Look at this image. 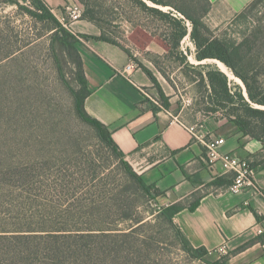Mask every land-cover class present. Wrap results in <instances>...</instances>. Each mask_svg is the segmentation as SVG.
<instances>
[{
  "label": "rangeland",
  "instance_id": "374dc122",
  "mask_svg": "<svg viewBox=\"0 0 264 264\" xmlns=\"http://www.w3.org/2000/svg\"><path fill=\"white\" fill-rule=\"evenodd\" d=\"M15 2L0 0V227L21 219L36 226L42 218L34 216L37 206L47 204L70 211L64 224L80 229L77 236H84L70 241L71 251H82V264H212L227 256L211 252L192 258L182 250L173 229L155 219L162 209L159 199L128 182L118 159L94 128L76 115L70 91L78 87L76 65L52 45L48 23L20 8L33 9L31 0ZM194 4L203 21V2ZM68 6H78L81 15L71 18ZM87 9L95 20L84 16ZM52 13L74 34L82 28L86 32L98 28L100 34L123 45L133 70L146 68L155 78V83L150 80L142 86L145 101L162 106L159 87L168 110L182 122L205 119L227 124L237 116L248 118L238 106L214 104L206 76L218 68L216 62H197L190 36L172 49L170 26L132 0H64ZM203 23L211 33L237 42L253 39L252 33L257 32L253 54L248 57L255 61L251 74L264 89V0H253L231 20ZM228 70L230 74L222 71L228 88L233 92L238 85L247 99L244 83ZM255 141L254 162L264 165V138ZM134 206L146 223L135 234H120L129 231L136 216ZM124 212L132 218L123 220ZM100 227L113 230H90Z\"/></svg>",
  "mask_w": 264,
  "mask_h": 264
},
{
  "label": "crops",
  "instance_id": "0c3cea01",
  "mask_svg": "<svg viewBox=\"0 0 264 264\" xmlns=\"http://www.w3.org/2000/svg\"><path fill=\"white\" fill-rule=\"evenodd\" d=\"M43 1L52 12L64 5V0ZM207 1L203 21L217 25L231 20L253 0ZM165 7L158 8L167 11ZM90 29L79 30L92 36L80 38L79 46L89 90L86 112L108 127L126 161L154 186L161 205L181 207L173 221L193 247L209 252L225 248L230 264H264V240L255 230L256 215H264V169L254 162L258 142L231 123L205 120L207 131L224 139L222 152L247 158L257 167L254 183L258 191L246 187L230 192L233 176L220 163L208 161L205 148L192 139L178 115L145 101L142 86L150 81L148 76L139 70L126 72L130 56L96 39L98 28ZM216 179L219 184L214 183Z\"/></svg>",
  "mask_w": 264,
  "mask_h": 264
},
{
  "label": "trees",
  "instance_id": "16d2710c",
  "mask_svg": "<svg viewBox=\"0 0 264 264\" xmlns=\"http://www.w3.org/2000/svg\"><path fill=\"white\" fill-rule=\"evenodd\" d=\"M147 1L154 4L148 5ZM204 4V12L207 10L208 1L201 0ZM7 3H15V0H4ZM143 11L150 13L163 22H166L171 28L170 37L173 39L171 43L172 49H176L181 39L187 36L188 27H190L189 36L194 44L195 59L202 61L205 59H217L222 62L227 68L238 76L245 85L247 99L243 95L240 87L234 85V91L228 88V78L225 73L218 68L207 72L208 84L213 90V102L215 105L219 103H226L231 105L232 109L238 106L247 119L242 116H237L229 122L234 125L244 136H250L255 140L264 138V89L260 87L255 81L253 73L254 59L248 57L253 54L254 43L258 39L257 32L252 33V38L244 37L237 42L234 39L224 36H217L210 32L208 27L203 23L202 18L195 13V2L197 0H132ZM33 9L20 6L28 15L39 22L48 23L47 32L50 33L52 45H57L62 51L66 52L73 64L78 69L77 73V88H71V95L73 98V106L76 115L85 123L91 125L96 131L98 139L111 151V153L118 159L123 173L128 182L134 185L136 190L143 194L150 196L152 199L158 201L159 194L153 185L146 183L144 178L136 173L132 166L126 161L125 154L119 149L115 143L112 132L103 123L96 118L90 116L84 107V102L89 94L86 83V78L83 69L81 55L79 53V46L82 42L79 38L88 39L92 36L82 34L65 28L63 24L55 17L50 8L47 7L43 0H31ZM169 7L167 11L161 9ZM92 11V10H91ZM89 13V9L85 11L84 16L93 21L94 16ZM187 23L189 25H187ZM121 48L128 55L126 50L115 39L100 34L95 37ZM6 55L5 57H8ZM256 56V54L254 55ZM257 57V56H256ZM185 59L182 58V61ZM143 72L148 78L155 83V78L149 70L143 68ZM204 79V78H203ZM158 88V96L163 107L168 108L169 104L162 90ZM224 105V106H226ZM254 105L260 108L253 107ZM255 169L256 165L252 163ZM264 169V165L260 166ZM94 177V176H93ZM92 177V178H93ZM28 178H26L27 180ZM25 180V181H26ZM215 184H219V180H214ZM92 205L95 202H90ZM91 204H89L91 206ZM181 209L177 204L162 206V209L155 215L157 221H161L170 226L174 231V236L181 245L182 250L194 259H201L209 254V251L203 247H193L189 240L182 233L180 228L174 223V215ZM66 208L61 210L52 205L37 206V212L34 216L40 215L42 218L37 222L36 226L21 219L19 222H7L0 227V264H82L83 253L78 248L77 252L71 251L70 241L75 237L82 238L79 235V230H73L64 224V218L69 217L70 211ZM136 216L132 218V214L124 212L122 219L127 220L132 218V224L128 226V232H121L120 234H135L146 222L138 212L137 207H133ZM91 213V212H90ZM91 215V214H90ZM257 220L259 216H257ZM60 219V221H59ZM82 230V229H81ZM90 230L112 231L110 228H97ZM75 232V233H73ZM103 233V234H110ZM95 234V233H86ZM73 252V253H72ZM229 256H224L217 262L212 264H227Z\"/></svg>",
  "mask_w": 264,
  "mask_h": 264
},
{
  "label": "built area",
  "instance_id": "2783aa9c",
  "mask_svg": "<svg viewBox=\"0 0 264 264\" xmlns=\"http://www.w3.org/2000/svg\"><path fill=\"white\" fill-rule=\"evenodd\" d=\"M67 11L73 19H77L81 15V10L78 6H68ZM133 69V62L127 64L125 67L126 72ZM204 122L205 119H201L196 120L194 123L183 122L182 125L189 132L192 139L199 142L205 148L208 161L211 164L216 162L220 163L223 171L233 176V182L229 186L230 192L238 193L246 187L258 191L254 183V174L256 169L252 165L251 161L230 152H222L220 148L224 143V139L212 136L209 131H207ZM259 214L261 217H259L255 224V230L256 233L264 240V215L261 213ZM216 252L227 253L225 248H219Z\"/></svg>",
  "mask_w": 264,
  "mask_h": 264
},
{
  "label": "bare ground",
  "instance_id": "6f19581e",
  "mask_svg": "<svg viewBox=\"0 0 264 264\" xmlns=\"http://www.w3.org/2000/svg\"><path fill=\"white\" fill-rule=\"evenodd\" d=\"M187 25H189V24L187 23ZM188 29H190V27H188ZM211 61L216 62L218 68H219L221 71H223V72H225V73H227V74H230L228 68H227L222 62L217 61V60H214V59L211 60Z\"/></svg>",
  "mask_w": 264,
  "mask_h": 264
},
{
  "label": "water",
  "instance_id": "95a60500",
  "mask_svg": "<svg viewBox=\"0 0 264 264\" xmlns=\"http://www.w3.org/2000/svg\"><path fill=\"white\" fill-rule=\"evenodd\" d=\"M217 60V59H216ZM245 96H246V94H245Z\"/></svg>",
  "mask_w": 264,
  "mask_h": 264
}]
</instances>
